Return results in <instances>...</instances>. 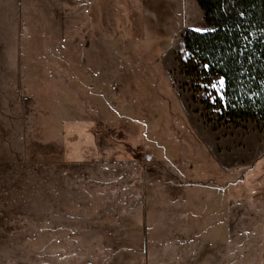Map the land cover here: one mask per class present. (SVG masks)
<instances>
[{
	"label": "rangeland",
	"instance_id": "1",
	"mask_svg": "<svg viewBox=\"0 0 264 264\" xmlns=\"http://www.w3.org/2000/svg\"><path fill=\"white\" fill-rule=\"evenodd\" d=\"M197 0H0V264H264V124L183 75Z\"/></svg>",
	"mask_w": 264,
	"mask_h": 264
},
{
	"label": "trees",
	"instance_id": "2",
	"mask_svg": "<svg viewBox=\"0 0 264 264\" xmlns=\"http://www.w3.org/2000/svg\"><path fill=\"white\" fill-rule=\"evenodd\" d=\"M197 3L208 29L185 33L183 75L219 125L264 124V0Z\"/></svg>",
	"mask_w": 264,
	"mask_h": 264
},
{
	"label": "snow or ice",
	"instance_id": "3",
	"mask_svg": "<svg viewBox=\"0 0 264 264\" xmlns=\"http://www.w3.org/2000/svg\"><path fill=\"white\" fill-rule=\"evenodd\" d=\"M221 83V87L223 86V81L220 82Z\"/></svg>",
	"mask_w": 264,
	"mask_h": 264
}]
</instances>
